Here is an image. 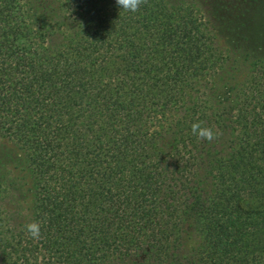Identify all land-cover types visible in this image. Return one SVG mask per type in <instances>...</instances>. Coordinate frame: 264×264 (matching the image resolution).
I'll list each match as a JSON object with an SVG mask.
<instances>
[{
    "label": "trees",
    "instance_id": "trees-1",
    "mask_svg": "<svg viewBox=\"0 0 264 264\" xmlns=\"http://www.w3.org/2000/svg\"><path fill=\"white\" fill-rule=\"evenodd\" d=\"M0 133V264H264V0H0Z\"/></svg>",
    "mask_w": 264,
    "mask_h": 264
},
{
    "label": "rangeland",
    "instance_id": "rangeland-1",
    "mask_svg": "<svg viewBox=\"0 0 264 264\" xmlns=\"http://www.w3.org/2000/svg\"><path fill=\"white\" fill-rule=\"evenodd\" d=\"M58 3L59 0H55ZM219 45L228 51L233 44L227 33L215 30ZM0 152L5 154L7 168L14 182L12 192L3 202V206L11 214L14 224H22L33 215V183L24 156L18 146L0 133Z\"/></svg>",
    "mask_w": 264,
    "mask_h": 264
},
{
    "label": "clouds",
    "instance_id": "clouds-1",
    "mask_svg": "<svg viewBox=\"0 0 264 264\" xmlns=\"http://www.w3.org/2000/svg\"><path fill=\"white\" fill-rule=\"evenodd\" d=\"M147 0H116V5L126 12L135 13L139 11L141 5L146 4ZM191 132L200 141L211 142L219 136L218 132H213L210 127H202L201 123H193ZM26 233L33 239L39 238L40 225L37 222H31L25 225Z\"/></svg>",
    "mask_w": 264,
    "mask_h": 264
}]
</instances>
